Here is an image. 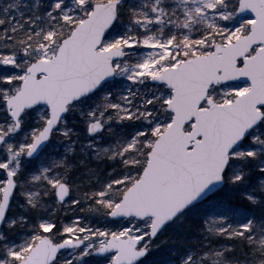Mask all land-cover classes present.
Wrapping results in <instances>:
<instances>
[{
  "label": "snow or ice",
  "instance_id": "obj_1",
  "mask_svg": "<svg viewBox=\"0 0 264 264\" xmlns=\"http://www.w3.org/2000/svg\"><path fill=\"white\" fill-rule=\"evenodd\" d=\"M0 264H264V0H0Z\"/></svg>",
  "mask_w": 264,
  "mask_h": 264
},
{
  "label": "trees",
  "instance_id": "obj_2",
  "mask_svg": "<svg viewBox=\"0 0 264 264\" xmlns=\"http://www.w3.org/2000/svg\"><path fill=\"white\" fill-rule=\"evenodd\" d=\"M76 127H77L78 129L82 127V125L79 123L78 118H77V122H76ZM233 203H237V202H236V201H233ZM165 247H168V246H165ZM166 255H167L166 252H164V253H157V255H156L155 258H157V259H162V258H164Z\"/></svg>",
  "mask_w": 264,
  "mask_h": 264
},
{
  "label": "rangeland",
  "instance_id": "obj_3",
  "mask_svg": "<svg viewBox=\"0 0 264 264\" xmlns=\"http://www.w3.org/2000/svg\"><path fill=\"white\" fill-rule=\"evenodd\" d=\"M54 143H56L57 144V147H59V144L56 142V141H54ZM62 150V149H61ZM168 235H171V233H169Z\"/></svg>",
  "mask_w": 264,
  "mask_h": 264
}]
</instances>
